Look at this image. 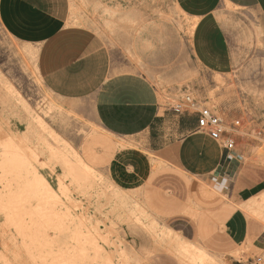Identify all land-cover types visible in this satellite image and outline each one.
Masks as SVG:
<instances>
[{"label":"rangeland","instance_id":"obj_1","mask_svg":"<svg viewBox=\"0 0 264 264\" xmlns=\"http://www.w3.org/2000/svg\"><path fill=\"white\" fill-rule=\"evenodd\" d=\"M221 6L224 13L219 17L229 34L233 71L227 78L212 80L201 71L192 54L197 18L181 11L176 0H71L74 23L88 26L103 38L111 51L114 72L145 76L155 85L164 104L175 107L191 96L198 109L206 106L216 111L228 131L257 142V158L253 160L264 163V31L254 9L227 0ZM37 48L35 43L14 37L0 22V114L14 128L20 125L27 128L29 117L8 91V85L38 112L48 100L61 105L67 113V126L64 129V125L60 127L51 122L53 128L130 199L127 206L119 205L111 192L94 178L90 181L93 188L99 190L85 191L73 185L65 175L62 161L47 159L46 156L52 154L42 148L40 140L46 139L47 144L52 145L55 143L52 137L31 123L27 139L39 152L38 159L47 162L71 189L68 199L72 207L67 209L66 202V209L63 206L59 210H67L69 218H73V226L86 225L97 232L103 231L101 236H107L105 242L112 264H192L180 254V238L204 246L220 264H231L230 253L240 258L239 254L228 251L223 233L227 213L222 207L200 206L194 199L193 185L199 171L133 144L118 149L115 142L123 138L101 127L92 99L64 98L40 85L32 55V50ZM221 90L235 91L237 101L254 104L258 110L253 113L254 118L229 116L218 103L217 94ZM46 119L50 122L48 117ZM236 120H240L238 126L234 125ZM199 133L221 146L220 141L206 131L199 129ZM5 139L4 131L0 130V143ZM22 152L16 151L15 158L25 156ZM154 156L161 162L152 166L150 158ZM1 171L4 178L1 175L0 178L6 179L7 185L0 184V195L20 193V188L12 183L16 177L13 174L6 177L5 170L0 168V174ZM27 187L22 186L21 193L28 195L31 191H25ZM224 198L223 204L228 203V196ZM12 202L11 205L15 203ZM52 206L44 202L36 207L42 208V212H54ZM18 213L19 218L15 219L23 218V212ZM10 214L9 206L0 202V264H30L22 236L13 232L7 222ZM259 220L264 222V218ZM49 235L53 236L51 230L47 231ZM49 244L45 243L43 248ZM252 256L264 257V251Z\"/></svg>","mask_w":264,"mask_h":264},{"label":"crops","instance_id":"obj_2","mask_svg":"<svg viewBox=\"0 0 264 264\" xmlns=\"http://www.w3.org/2000/svg\"><path fill=\"white\" fill-rule=\"evenodd\" d=\"M223 1L176 0L181 11H185L189 17L197 18L192 36V54L201 71L212 80L227 78L233 71L229 34L219 17L224 13L221 6ZM227 1L254 9L264 31V0ZM74 21L71 0H0V22L3 27L14 37L38 45L37 49L32 50L36 62L34 70L44 89L64 98L92 99L95 117L101 127L123 138L115 142L118 149L133 144L149 153L197 169L198 177L193 185V196L197 204L203 207H222L227 213L223 233L229 245L228 251L241 256L237 258L230 253L231 264H245V261L254 258L252 254L264 251V222L259 220L264 218V163L253 160L257 158V142L234 132L231 136L236 145L234 149L228 150L221 141L219 146L207 135L199 133L198 111L177 110L176 107L164 104L155 85L141 74L114 72L111 51L103 38L88 26ZM7 88L28 115L29 123L27 128L21 125L14 128L0 114V128L8 127L38 156L39 152L32 148L27 133L31 130V123L44 129L55 142L51 145L47 144L46 139L40 140L44 151L52 154L47 155V159L61 160L65 175L73 185L85 191L99 190L93 188L90 181L94 178L111 192L116 203L122 206L129 204L130 199L123 194L122 189L114 187L108 178L99 174L75 145L53 128L51 122L60 127L64 125V129L67 126V113L61 105L48 100L41 106V111L37 112L20 97L12 85ZM234 96L235 91L221 90L217 94L219 106L231 117L254 118L253 113L258 111L255 105L237 101ZM257 123L260 124L261 120ZM158 161L161 162L158 157L150 158L152 166ZM130 168H134L133 162ZM2 174L1 171L3 177ZM56 175L60 178L58 173ZM64 185L70 193L69 185ZM225 196H228V203L223 204ZM71 202L69 198L65 205L67 209L72 207ZM27 204L38 206L39 202L34 199ZM84 227L95 239L101 240L103 231L97 232L86 225ZM54 236L53 232L54 243L50 250L54 262L48 264H56V258L71 249L73 244L68 235ZM106 238L96 261L92 262L96 257L92 251H88L85 264H112ZM178 246L180 254L189 258L192 264L221 262L204 246L184 238H180Z\"/></svg>","mask_w":264,"mask_h":264},{"label":"bare ground","instance_id":"obj_3","mask_svg":"<svg viewBox=\"0 0 264 264\" xmlns=\"http://www.w3.org/2000/svg\"><path fill=\"white\" fill-rule=\"evenodd\" d=\"M0 130L4 131V138H6L4 142L0 143V168L5 170L6 177L11 174L16 177L15 179H12V183L13 185H17L16 187H19V190H22V186H28L25 191H31L28 195L26 193L17 192L16 194H4L0 197V202H3V206H9L10 208L11 214L8 216L7 222H9L13 232L19 233L22 236V239H24V241L21 239V242H24V248L29 253L27 256H29L28 259H31L30 262L32 263L33 261L32 264H48L54 262L52 251L50 250L51 247H53L52 243H54V239L53 236H47V231L49 230L54 232V237L68 235L73 242L71 249H68L64 254L62 253L61 256L56 258V264H85V256H87L86 254L88 251L94 253L96 258H93L92 262H95L101 253L106 236L100 235L101 240H98L95 239L89 230L87 232L84 226H73V218H69L67 210H59V207H63L64 203L67 202L68 197L70 196V193L67 190L68 187L65 186L62 180L53 172L47 162L40 161L36 152L24 147L22 144L23 141H21V138L18 135L11 132L8 127H2ZM17 150L25 152V156L15 158L14 153ZM5 180L6 179H0V184L2 183L5 185ZM10 194L14 196H11ZM34 199L39 203L46 202L47 205L53 204L52 207H55V210H53L54 212H42V208L36 206H34V209H29L27 203L29 200L32 201ZM11 202L14 204L11 205ZM12 207H14V209ZM12 209L14 211H12ZM19 211H21V213L23 212L24 219L22 217H20V219H15L19 218ZM14 213L18 215V217H16ZM45 243H50L49 247L43 248ZM61 249L62 246H60V250Z\"/></svg>","mask_w":264,"mask_h":264},{"label":"built area","instance_id":"obj_4","mask_svg":"<svg viewBox=\"0 0 264 264\" xmlns=\"http://www.w3.org/2000/svg\"><path fill=\"white\" fill-rule=\"evenodd\" d=\"M197 105V102L191 96H187L184 103H179L175 107L177 110L186 109L198 111L199 129L209 133L212 138L221 141L223 147H225L226 149H234L236 141L231 136V132L225 128V121L219 115V113L206 106H204L202 109H198ZM239 124L240 120H236L234 123L235 126H238ZM245 264H264V257L257 256L254 258H250L245 262Z\"/></svg>","mask_w":264,"mask_h":264}]
</instances>
